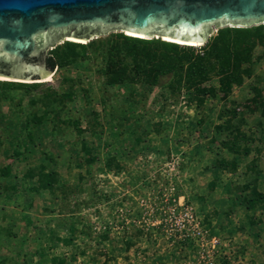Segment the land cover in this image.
I'll use <instances>...</instances> for the list:
<instances>
[{
    "label": "rangeland",
    "instance_id": "obj_1",
    "mask_svg": "<svg viewBox=\"0 0 264 264\" xmlns=\"http://www.w3.org/2000/svg\"><path fill=\"white\" fill-rule=\"evenodd\" d=\"M225 29V94L123 56L110 79L138 37L118 31L57 45L47 82L0 81V264H264V23Z\"/></svg>",
    "mask_w": 264,
    "mask_h": 264
},
{
    "label": "water",
    "instance_id": "obj_2",
    "mask_svg": "<svg viewBox=\"0 0 264 264\" xmlns=\"http://www.w3.org/2000/svg\"><path fill=\"white\" fill-rule=\"evenodd\" d=\"M262 23L264 0H0V78L42 82L46 53L66 39L118 31L203 45L218 28Z\"/></svg>",
    "mask_w": 264,
    "mask_h": 264
},
{
    "label": "trees",
    "instance_id": "obj_3",
    "mask_svg": "<svg viewBox=\"0 0 264 264\" xmlns=\"http://www.w3.org/2000/svg\"><path fill=\"white\" fill-rule=\"evenodd\" d=\"M230 29V28H229ZM237 30V29H234ZM122 43H114L110 49V62L106 69L110 79L120 80L124 76V66H115V58L128 57L132 66L141 73L151 71L152 80L170 75L175 81L182 82L185 89L195 87L207 80L209 75L218 77L220 91L225 94L230 83L237 82L239 74L244 73L239 67L240 56L235 53L234 38L228 30H221L215 37H208L203 44V51L194 54L188 48L183 51L177 44L145 40L123 36ZM66 45L83 47V44L65 42ZM56 46L48 51L44 57L45 67L53 70L60 60L53 54ZM114 61V63H113ZM117 61V60H116ZM6 85L12 82H4ZM16 86L28 87L25 83H16ZM196 85V86H195ZM223 89V90H222Z\"/></svg>",
    "mask_w": 264,
    "mask_h": 264
},
{
    "label": "bare ground",
    "instance_id": "obj_4",
    "mask_svg": "<svg viewBox=\"0 0 264 264\" xmlns=\"http://www.w3.org/2000/svg\"><path fill=\"white\" fill-rule=\"evenodd\" d=\"M128 35H130V34H128ZM138 37H140V36H138ZM72 40V39H71ZM164 41H169V40H165V39H163ZM170 42H173V41H170ZM175 43H178V44H183V43H179V42H175ZM186 44V43H185ZM186 45H188V46H191V47H194V46H199V44H186ZM50 77H51V75L50 76H47L43 81L44 82H47V81H49L50 80ZM0 81H6L5 79H2V78H0ZM27 83V82H26Z\"/></svg>",
    "mask_w": 264,
    "mask_h": 264
}]
</instances>
